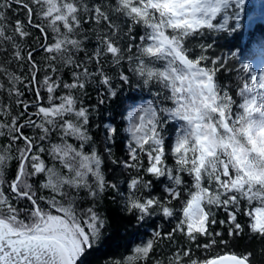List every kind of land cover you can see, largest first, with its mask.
<instances>
[{"label":"snow or ice","instance_id":"obj_1","mask_svg":"<svg viewBox=\"0 0 264 264\" xmlns=\"http://www.w3.org/2000/svg\"><path fill=\"white\" fill-rule=\"evenodd\" d=\"M244 4L0 0V264H91L109 191L144 232L102 264H264V43L242 59L205 42L237 32ZM133 81L150 98L128 107L117 157L87 98Z\"/></svg>","mask_w":264,"mask_h":264},{"label":"trees","instance_id":"obj_2","mask_svg":"<svg viewBox=\"0 0 264 264\" xmlns=\"http://www.w3.org/2000/svg\"><path fill=\"white\" fill-rule=\"evenodd\" d=\"M244 11L239 22L240 27L237 32L232 33H220L215 37L206 38V43L214 42V51L216 54L230 53L231 51H238V54L242 59L247 58L251 54V50L262 43H264V19L256 20L254 24L250 27L249 21L252 18L258 17L260 11L264 8V0H245ZM23 18V17H21ZM235 26L236 22H230ZM39 58V57H37ZM110 74H113L110 71ZM220 78L223 81L230 79L228 73L222 70ZM118 83V81H114ZM98 92L103 94L105 103L102 105L98 104L99 99L102 98L98 95ZM135 98V99H133ZM149 95L146 91H143L136 87L135 81L132 84L124 85L118 90V95L114 99H108L105 89L100 88L89 89V97L87 102L92 105H98V111L93 117V131L99 138L98 147H102V142L105 135V125H115L118 128V135L116 138V143L113 146V151L117 157L122 156L124 153V146L126 143L127 134L124 132L126 127V121L123 120V116L126 115L128 107L134 106L136 104L142 103L143 100L149 99ZM115 166L107 164L106 173L109 178H112L113 173L108 172V168H113ZM122 179V177H121ZM115 193L109 191L106 192L102 199V209L104 213L109 217V225L106 230V235L111 236V240L107 245L101 248L94 257L91 258V264H102L104 259L108 256L117 255L124 251L121 246L125 241L135 240L138 241L140 235L143 234L144 229L140 230L139 235H132V230L129 227L125 230L122 221H120L119 216V203L113 202L112 197ZM226 219L225 213L220 210L217 212V220ZM241 222H244V218H240ZM159 223V221H157ZM226 226H221L217 224L215 230L224 231ZM231 239V238H229ZM235 249L237 251L247 250H258L260 247L259 241L249 240L246 237H240L234 242Z\"/></svg>","mask_w":264,"mask_h":264},{"label":"rangeland","instance_id":"obj_3","mask_svg":"<svg viewBox=\"0 0 264 264\" xmlns=\"http://www.w3.org/2000/svg\"><path fill=\"white\" fill-rule=\"evenodd\" d=\"M263 19H264V8L260 11L258 17L252 18V19L249 21V25H250V27L254 24V22H255L256 20H263Z\"/></svg>","mask_w":264,"mask_h":264}]
</instances>
